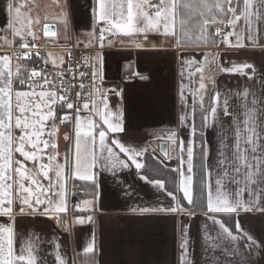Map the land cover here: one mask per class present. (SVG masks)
Masks as SVG:
<instances>
[{
  "label": "snow or ice",
  "instance_id": "snow-or-ice-1",
  "mask_svg": "<svg viewBox=\"0 0 264 264\" xmlns=\"http://www.w3.org/2000/svg\"><path fill=\"white\" fill-rule=\"evenodd\" d=\"M24 7L21 0H9L7 29L12 38L0 36L8 47L18 43V50L0 55V217L6 218L0 222V264H40V235L32 232L18 236L12 223L17 214H39L55 219L65 231L70 222L61 214L71 211L75 216L72 223L91 222V215L77 216L76 213L98 210L99 172L95 170L115 174L132 166L141 181L166 192L172 201L168 207H141L140 213L181 212L191 218L199 198V207L206 219L218 229L213 236L209 235L206 225L201 226L205 252L220 250L234 261L240 257L238 264H244L240 242H244L246 249L261 245L242 230L238 220L234 232L231 221L233 214L240 212H264V96L258 97L248 88L222 93L215 87L214 78L204 73L212 65L220 72L240 75H247L245 70L251 69L249 79H252L254 66L245 63L221 67L217 63L218 55L211 52H205L199 61L180 58L181 78L187 74L189 83H198V87L180 85L179 127L189 129V138L185 141L173 129L159 137L169 141L172 152L178 151L180 158V166L171 170L178 174V179L176 176L161 179L156 170L139 159L145 155L146 146L126 144L109 135L124 131L122 115L112 112L108 101L109 92L117 96L121 92L103 87L102 55L98 52L92 57H81L75 67L70 49L67 62L52 53L42 55L37 50L34 41L38 37L32 29L40 21L22 12ZM92 15L98 34L91 33L89 43L98 40L101 48L105 41L109 47L116 42L123 44L122 38H128V43L141 48L144 43L138 37L146 42L149 34L170 39L174 48H211L221 44L244 47L245 39L254 41L255 25H264V0H94ZM60 22L66 31V11L61 12ZM227 28L231 31H225ZM43 34L56 37L57 31L45 23ZM229 37H234V43ZM34 56L39 60L33 59ZM49 63L52 69L48 68ZM65 63L67 67L62 68ZM82 67L90 68V72L81 70ZM206 79L211 80L212 88L206 86ZM260 83L264 87V77L260 78ZM186 91L192 97L191 104L186 99ZM233 95L236 96L235 105L230 103ZM82 112L86 115L82 116ZM60 113L65 114L61 116ZM221 113L231 117L227 127ZM57 121L65 126L72 123L74 128V138L65 134L64 139L71 147L65 151L62 162L58 159ZM209 127L215 129L218 142L212 164L208 162L209 146L204 137V130ZM197 140L199 152L196 151ZM164 154L171 158L167 152ZM29 163L33 165L31 168ZM197 166L203 173L198 191L194 183ZM74 180L93 187L92 199L70 205V182ZM71 187L76 185L72 183ZM170 187L175 191L169 190ZM180 193L189 207L181 205ZM188 229V225L180 226V264H194ZM54 247L56 264H67L60 244ZM94 250L93 237L83 248L84 253L92 254L87 264H96Z\"/></svg>",
  "mask_w": 264,
  "mask_h": 264
},
{
  "label": "crops",
  "instance_id": "crops-1",
  "mask_svg": "<svg viewBox=\"0 0 264 264\" xmlns=\"http://www.w3.org/2000/svg\"><path fill=\"white\" fill-rule=\"evenodd\" d=\"M8 3L9 0H0V36L6 35L11 39V33L7 29ZM21 3H24L23 0ZM39 4V12H29L25 8H22V12L40 21L38 25L32 26L38 37L34 41L36 44L45 37L42 31L45 23L56 25L55 41L48 45L47 51L42 54L52 53L54 56L65 58V49L70 45L71 38L81 47L87 44L85 48L93 50L92 56L99 52L103 57V87L116 88L121 92L119 96L116 94L109 96L108 101L110 110L122 115L124 131L109 135L119 138L126 144L146 146L145 154H151L169 169H176L180 166L179 152L173 153L171 143L159 137L166 134L167 130L173 129L178 136H183L185 141L189 138V129L179 127L182 107L180 85L181 83L188 87H194V85L189 83L187 74L184 79L180 76L181 57L194 58L199 61L205 52H211L218 55L217 63L221 67L251 64L255 68V75L252 79H249V75H252L251 69L245 70L247 75L228 72L214 73L215 87L222 93L229 91L235 93L248 88L258 97L264 96V87L260 83V78L264 77V25L259 23L255 25L257 29L254 33L255 39L252 42L245 39L244 47L221 44L219 47L211 48L192 46L174 48L170 39L159 34H149L146 42L143 41V37H138L144 43V47L141 48L128 43V38H122L125 43L116 42L111 47L105 41L104 47L101 48L98 40L89 43L92 39L90 34L94 32L98 34V29L93 25L94 0H39ZM62 11H66L68 16L66 31L60 22ZM27 39L32 41L31 37ZM229 39L234 43V37H229ZM40 46L41 43L38 47ZM15 47H18V43L8 47L4 45L3 40H0V55H3V52H12ZM185 96L191 104V95L186 91ZM230 103L236 104L235 95L232 96ZM81 115H86V113L82 112ZM221 116L226 127L231 124L230 116H223L222 113ZM57 124L59 131L56 142L60 153L58 159L62 162L65 151L71 147L64 139L65 134L68 133L74 138V128L59 124L58 121ZM204 136L209 146L208 162L212 164L216 159L218 148L215 129L211 127L205 129ZM161 143L165 144L166 152L171 158L166 157L160 151ZM120 155L123 157V154ZM144 156L139 158L143 163ZM17 157L19 158L18 154ZM32 166L31 163L28 164V167ZM184 168L186 170V164ZM95 171L99 172L98 210L76 213L77 216L91 215L93 218L91 222L86 220L84 224L72 223L75 216L71 211L66 215L61 214L65 220L70 222L67 231L55 219L39 214H17L15 220L12 221L18 236L32 232L40 235L38 253L41 257L40 264H56L54 256L56 243L60 244L67 264H80L77 256L84 253L83 248L93 240V237L95 238L96 264H180L179 244L182 224L189 226L190 244L194 249L192 255L194 264H238L240 261V257H236L234 261L233 257L224 256L220 250L209 249L205 252L201 226L206 225L209 235L213 236L218 229L206 219L199 207V198H197L198 206L194 209L195 215L191 218L181 212L140 213L139 208L141 207H168L172 203L171 197L167 196L166 192L141 181L134 166L127 170H118L115 174L100 172L98 169ZM176 175L178 179V174ZM73 182L79 185L80 198L72 201V205L83 199H92L93 187L90 184L78 180ZM247 195V193L244 194L245 199ZM180 196L183 197V193H180ZM181 205L185 208L189 207L187 201ZM224 219L227 220V217ZM5 220L6 218L0 217V222ZM237 220L242 230H246L261 245L259 248L246 249L244 242H240V252L245 258L244 264H264V212L233 214L231 227L234 232Z\"/></svg>",
  "mask_w": 264,
  "mask_h": 264
},
{
  "label": "trees",
  "instance_id": "trees-1",
  "mask_svg": "<svg viewBox=\"0 0 264 264\" xmlns=\"http://www.w3.org/2000/svg\"><path fill=\"white\" fill-rule=\"evenodd\" d=\"M212 31L214 32L215 29L213 28ZM33 59L36 60V57L34 56ZM219 69L216 68L214 65L211 66L210 69H206L204 75L206 77H213L214 73H219ZM195 79L198 81L199 80V74L196 75ZM205 84L208 88H212L213 87V84L211 82V80H208L206 79L205 80ZM194 87H198V83H196L194 85ZM61 115V113L59 114ZM59 122V121H58ZM200 121L197 120V124H199ZM204 133H205V130H204ZM205 137V136H204ZM199 148H200V143H199V140H197L196 142V151L199 152ZM144 164L148 167V168H151L153 170H156L157 171V174H158V178H161V179H165L167 180L168 178L172 177V176H176V173L174 172H171L172 169H169L165 166H163L158 160H156L151 154L149 153H146L145 156H144ZM144 170L142 169L141 172H143ZM196 174L194 175L195 178H194V183L196 184L197 186V191L199 189V183H200V180H201V177L203 176V173L202 171L199 169V166H197L196 168ZM79 186V185H78ZM169 190L171 191H175V188L174 187H170ZM180 196V194H179ZM79 197L77 198H74V200H77ZM180 199H181V203L183 204L184 203V200L182 199V197L180 196ZM92 256V254H86V253H80L78 254V260H79V263L80 264H87V260L88 258ZM95 261H96V252H95Z\"/></svg>",
  "mask_w": 264,
  "mask_h": 264
},
{
  "label": "built area",
  "instance_id": "built-area-1",
  "mask_svg": "<svg viewBox=\"0 0 264 264\" xmlns=\"http://www.w3.org/2000/svg\"><path fill=\"white\" fill-rule=\"evenodd\" d=\"M221 28L223 29L224 28V25L221 26ZM225 31H230V28H227L225 29ZM55 41L54 38H51V37H44L42 39V42H41V46L38 47V51L42 54L43 52L47 51V47L48 45L52 44L53 42ZM18 49V48H17ZM71 50V55H72V59H73V67H75V64L77 62L80 61L81 57H92V52L93 50L92 49H89V48H85V47H81L77 44L74 43L73 41V38H71V43L70 45L65 49V61L67 62L68 60V50ZM15 50V49H14ZM43 55V54H42ZM36 60H39L38 57H36ZM41 64L43 63L42 61H39ZM62 68H66L67 67V63H65L64 65L61 66ZM48 68L49 69H52V65L51 63L48 64ZM81 70H85V71H89L90 72V68L89 69H84L82 67ZM26 75V74H25ZM79 83V81L77 80V84ZM115 93L113 92H109L108 93V97L109 96H114ZM66 112L68 110H65ZM65 113H61V116L64 115ZM71 128L73 127V124L72 123H69L68 124ZM74 183L73 181L70 182V191H69V203L70 205H72V201L74 198H77L78 197V193H79V186L74 183L76 185V187H71V184Z\"/></svg>",
  "mask_w": 264,
  "mask_h": 264
},
{
  "label": "rangeland",
  "instance_id": "rangeland-1",
  "mask_svg": "<svg viewBox=\"0 0 264 264\" xmlns=\"http://www.w3.org/2000/svg\"><path fill=\"white\" fill-rule=\"evenodd\" d=\"M23 2H24V4H25V9L26 10H28L29 12H34V11H36V12H39V10H40V4H39V0H23ZM29 5H30V7H29ZM31 14V13H30ZM37 15V14H36ZM30 41V40H29ZM30 42H32V41H30ZM42 42V40L40 41V42H37V45H39V43H41ZM18 47H15L14 49L15 50H18L17 49ZM14 51V50H13ZM12 51V52H13ZM5 54H11V52H9V51H7V52H3V55H5ZM13 63H16V61H15V59H13Z\"/></svg>",
  "mask_w": 264,
  "mask_h": 264
},
{
  "label": "water",
  "instance_id": "water-1",
  "mask_svg": "<svg viewBox=\"0 0 264 264\" xmlns=\"http://www.w3.org/2000/svg\"><path fill=\"white\" fill-rule=\"evenodd\" d=\"M50 26H52L55 30H56V25L53 24V23H48ZM42 31H43V28H42ZM44 35V34H43ZM51 38H54V37H51ZM163 148L164 151H161V149ZM160 151L164 154L166 152V149H165V144L164 143H161L160 144Z\"/></svg>",
  "mask_w": 264,
  "mask_h": 264
}]
</instances>
